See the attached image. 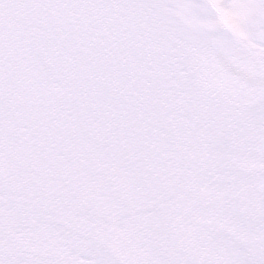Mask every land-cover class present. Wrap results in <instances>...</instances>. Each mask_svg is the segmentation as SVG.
Returning a JSON list of instances; mask_svg holds the SVG:
<instances>
[{"label": "snow or ice", "instance_id": "obj_1", "mask_svg": "<svg viewBox=\"0 0 264 264\" xmlns=\"http://www.w3.org/2000/svg\"><path fill=\"white\" fill-rule=\"evenodd\" d=\"M0 264H264V0H0Z\"/></svg>", "mask_w": 264, "mask_h": 264}]
</instances>
